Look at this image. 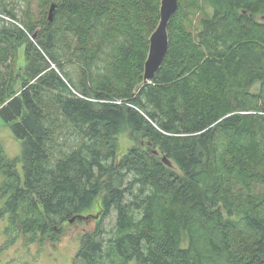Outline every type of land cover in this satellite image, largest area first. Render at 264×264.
<instances>
[{
	"label": "trees",
	"instance_id": "trees-1",
	"mask_svg": "<svg viewBox=\"0 0 264 264\" xmlns=\"http://www.w3.org/2000/svg\"><path fill=\"white\" fill-rule=\"evenodd\" d=\"M182 1L162 66L144 83L161 0H55L52 21L39 12L36 42L30 2L0 0V118L22 144L14 159L0 146V253L57 243L100 199L81 264H264V190L248 194L264 186V62L255 70L247 58L264 60V0H206L212 13L195 32ZM126 131L149 149L119 158Z\"/></svg>",
	"mask_w": 264,
	"mask_h": 264
},
{
	"label": "rangeland",
	"instance_id": "rangeland-1",
	"mask_svg": "<svg viewBox=\"0 0 264 264\" xmlns=\"http://www.w3.org/2000/svg\"><path fill=\"white\" fill-rule=\"evenodd\" d=\"M11 1V0H10ZM17 2V9L22 8L24 4V8L30 2L31 7V16L33 20L36 22L34 28L32 29V35L36 30L40 32L43 25V17L39 12L46 11L45 18H48V13L50 9V4L54 3V1H50L48 3L47 9L39 8V4L36 1L32 0H12ZM183 11L186 14V24L190 31L195 32L196 28L201 19L210 16L212 13L211 7L208 5L206 0H183ZM52 5V4H51ZM20 16V15H19ZM258 16V18H257ZM264 19V13H257L255 18H257V22H262L259 17ZM8 19V18H5ZM258 29V27H256ZM38 32V34H39ZM32 35H27V39H30ZM255 38L254 35L251 36ZM31 40V39H30ZM36 42V41H35ZM25 46H20L17 48L15 60L12 64V69L14 71V75L17 78H25V69L27 67L26 55H25ZM248 61L252 68L258 70V67L263 65L264 60L261 56L255 53L248 54ZM70 62L67 57L63 59V66L66 71H69L72 75H75L78 71V67L75 64L68 63ZM248 70L247 78L251 74ZM249 79V78H248ZM14 87L12 90L18 92L20 89V80H14ZM261 87L260 82H254L249 88V92L254 95H259ZM262 117H264V112L259 113ZM264 127V125H263ZM117 142L119 144V158L125 155L130 148H135L139 150H147L149 149V144L146 146L147 139L135 134L131 131H126L116 136ZM224 144H226V140H224ZM227 145V144H226ZM0 146L3 150V154L8 159H14L20 157L22 152V144L21 141H17L10 128L7 127L0 118ZM157 150V149H156ZM22 160L15 164L16 170L19 172L20 176H23V167ZM264 186L259 183L252 182V188H250L251 197H255L260 190H264ZM237 190V189H235ZM249 190V189H248ZM100 199L96 200L95 205L91 209V211L84 213L81 217H78L75 222L68 223L66 222L63 225V234L58 240L57 243L51 244L50 242L44 240L43 246L39 247L38 244H34L29 250H26L22 245H18L15 248H10L9 250L0 253V264H81L80 261H76V254L79 252L86 235L93 232L95 229V225L101 223L102 219V210L100 207ZM79 219V220H78ZM105 229H109L111 225H113V218L110 216L109 218L104 220ZM2 241V232L0 230V242ZM1 244V243H0ZM41 248V249H40Z\"/></svg>",
	"mask_w": 264,
	"mask_h": 264
},
{
	"label": "water",
	"instance_id": "water-1",
	"mask_svg": "<svg viewBox=\"0 0 264 264\" xmlns=\"http://www.w3.org/2000/svg\"><path fill=\"white\" fill-rule=\"evenodd\" d=\"M56 5L52 4L50 6L48 13L49 22L53 19V13ZM178 7V0H161L160 9H159V23L151 33L149 38V49L148 54L144 63V74H143V82H149L154 79L155 74L157 73L162 66L163 58L167 53L168 49V31L167 27L169 24V20L176 13ZM38 30L31 36V41L35 42L38 36ZM153 154L160 157V153L154 149ZM162 163H164L167 167L173 168V164L167 157L163 156L161 158ZM81 217V216H80ZM77 217L72 218L68 221V223H73Z\"/></svg>",
	"mask_w": 264,
	"mask_h": 264
},
{
	"label": "flooded vegetation",
	"instance_id": "flooded-vegetation-1",
	"mask_svg": "<svg viewBox=\"0 0 264 264\" xmlns=\"http://www.w3.org/2000/svg\"><path fill=\"white\" fill-rule=\"evenodd\" d=\"M76 221V220H75Z\"/></svg>",
	"mask_w": 264,
	"mask_h": 264
}]
</instances>
